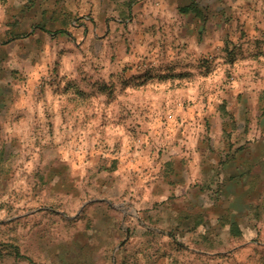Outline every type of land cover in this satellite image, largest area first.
Instances as JSON below:
<instances>
[{
	"label": "rangeland",
	"instance_id": "obj_1",
	"mask_svg": "<svg viewBox=\"0 0 264 264\" xmlns=\"http://www.w3.org/2000/svg\"><path fill=\"white\" fill-rule=\"evenodd\" d=\"M53 1L0 0V264H264V210L242 240L209 242L175 230L181 204L163 195L166 161L220 134L231 90L242 112L262 106L264 0L225 31L213 19L196 47L156 36L131 54L125 32L103 44L71 23L36 29Z\"/></svg>",
	"mask_w": 264,
	"mask_h": 264
},
{
	"label": "crops",
	"instance_id": "obj_2",
	"mask_svg": "<svg viewBox=\"0 0 264 264\" xmlns=\"http://www.w3.org/2000/svg\"><path fill=\"white\" fill-rule=\"evenodd\" d=\"M64 1L54 0L42 6L39 20L46 25L35 28H43L50 34L52 30L48 26H53L62 34L59 30L71 23L75 24L78 34H84L85 43L100 37L98 42L103 44L113 35H116L115 40H124L122 33L125 32L131 54L140 38L144 43L156 36L158 39L178 40L177 44L186 41L190 47H196L193 45L195 35L205 30L209 33L213 19L217 18L219 28L225 31L230 25L237 24V18L242 22L252 0H72L75 8L70 10L66 9ZM227 17L233 18L229 19V24L225 23ZM97 18L100 21L97 22ZM221 22L225 23L224 26ZM208 42L207 39L203 47H209ZM231 93L232 99L225 100L229 114L221 121L220 134L216 132L214 139L197 152L169 157L163 166L169 173L164 182V200L181 204L172 219H175V230L182 231L188 238L196 235L201 240L213 242L223 232L227 240H242L254 223L250 218L257 220L264 210V164L254 168L241 165L256 160L257 155L264 152V111L259 106L257 112H253L246 100L247 106L242 112L245 93L242 89H233ZM2 108L0 106V114ZM251 113L256 118L252 123L243 118H250ZM213 167H218L221 173L239 167L241 176L245 173L248 176L244 179L230 176L227 182H223V175H214ZM251 177H257V180L250 182ZM207 178H215L217 182L208 183Z\"/></svg>",
	"mask_w": 264,
	"mask_h": 264
},
{
	"label": "trees",
	"instance_id": "obj_3",
	"mask_svg": "<svg viewBox=\"0 0 264 264\" xmlns=\"http://www.w3.org/2000/svg\"><path fill=\"white\" fill-rule=\"evenodd\" d=\"M43 24L45 25L46 23H43ZM42 27H43V25H42ZM59 31L66 32L65 29L59 30ZM262 103H263L262 104V108H263V111H264V102L262 101ZM220 110H221V113H222L223 117H226L229 114L228 110L226 109V102H222V104L220 106ZM167 174H169V173L167 172Z\"/></svg>",
	"mask_w": 264,
	"mask_h": 264
}]
</instances>
